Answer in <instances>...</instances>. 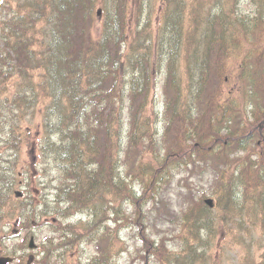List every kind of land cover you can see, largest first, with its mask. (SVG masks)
Returning a JSON list of instances; mask_svg holds the SVG:
<instances>
[{
    "label": "trees",
    "instance_id": "obj_1",
    "mask_svg": "<svg viewBox=\"0 0 264 264\" xmlns=\"http://www.w3.org/2000/svg\"><path fill=\"white\" fill-rule=\"evenodd\" d=\"M236 1L162 0L165 29L172 38L169 48L159 41L153 44L150 36L141 40L129 62L125 57L127 72L119 79L122 62L115 46L122 38L119 33L128 0H0V42L12 54L10 60L0 55L5 62V68L0 65V78L3 84L12 82L16 87L25 81L24 88L19 87L22 91L11 99L14 109L23 103L33 109L40 102H50L44 107V136L39 145L41 155L58 170V186L49 201H44L40 190H33L28 171L25 176L22 173L24 189L19 198L15 196L19 172L9 167L0 172V246L10 221L14 222L12 233H18L48 210L58 218L74 213L96 218L97 205L108 202L105 194L111 191L114 197L109 203L124 194L135 198L132 187L117 173L119 112L127 94L132 101L127 102L129 111L138 108L144 115L158 69L152 73L148 65L153 56L158 58L157 66L162 61L166 65L164 131L156 144L151 143L155 145L151 157L139 158L134 177L149 195L157 196L154 190L159 182L176 167L191 166L201 173L210 170L214 201L209 208L203 194L179 216L185 237L179 251L165 250L169 248L161 243L152 248V254L159 253L166 264H209L203 240L216 236L213 228L236 240L230 228L236 219L240 224L248 218L264 231V126L261 131L258 126L264 120V0H252L256 9L249 17L238 16ZM98 3L105 19L96 30ZM36 71H41L39 82L27 85ZM225 90L232 97H227L229 103L224 102ZM16 124L13 118L0 124L10 133L6 145L12 164L14 150L29 130L16 138ZM139 125L147 129L145 119L135 123L136 132ZM99 129L111 132L107 142ZM256 134L262 138L259 142L254 140ZM57 223L55 227L66 237L62 243L71 247L97 229L95 222ZM237 229L248 234L245 226ZM95 244L93 262L115 264L116 229L106 226ZM39 252L50 256L47 246L41 245ZM0 254L7 253L0 247ZM257 264H264V252Z\"/></svg>",
    "mask_w": 264,
    "mask_h": 264
},
{
    "label": "rangeland",
    "instance_id": "obj_2",
    "mask_svg": "<svg viewBox=\"0 0 264 264\" xmlns=\"http://www.w3.org/2000/svg\"><path fill=\"white\" fill-rule=\"evenodd\" d=\"M128 1L126 19L119 33L122 38L118 39L115 46L116 54L122 62L119 66V79L127 72V68L124 69L125 57H128L127 61L129 62L134 49L141 45V40L150 36L153 44H155V41H159L166 48H169L170 39H172L170 30L167 29L169 31L167 33L165 29V19L162 17V0ZM217 2L220 3V1ZM234 6L240 17L253 16L256 9L252 0H237ZM137 7L139 12L136 11ZM97 9H101L99 3L94 11L96 12ZM2 19L0 17V21ZM103 19H105V16L102 17V15L99 19L97 18L98 22H95L96 30ZM87 35L88 33L83 36L86 43ZM195 41L197 42V40ZM4 44V41L0 42V55H5L10 60L12 54ZM172 48L176 49L177 47L172 46ZM181 48L179 46V49ZM178 51L183 54L182 50ZM131 52L132 54L129 55ZM224 60L226 61L227 58L225 57ZM157 63L158 58L153 56L148 64L151 66L152 73H155L156 68H158V72L156 73V82L152 80L150 85L144 115L141 116L142 113L138 111V108H132L134 111H129L127 102L129 99L132 104V101L127 97V94H124V106L119 112L121 128L118 132L120 143H118L117 158L120 163L117 173L121 179L126 180L127 184L132 187L131 193H134L135 198L130 199L124 194L115 203H109V201H113L114 193L111 191L110 194H105L108 202L97 205L99 214L96 218L86 213H74L70 216L65 215V217L58 218L50 214L52 211L47 209L50 213L41 216L37 223H32L30 227H25L23 231L18 233H12L14 222L10 221V226L5 228L6 234L4 237L2 236L0 247L6 253L17 256L14 264H25L29 256L34 257L32 264H95L93 262V257L97 254L95 241L100 231L105 230L106 226L116 229L119 248L112 259L115 264H166L159 253L152 254V248H157L156 246L161 243L169 248H165V250H180L181 241H185V237L180 231L178 218L184 209H188L191 203L195 199L203 197V194L205 196L202 199L209 198L214 201L211 192V186L214 184V173L210 170L201 173L199 168L191 166L188 168L176 167L169 171L159 182L157 189L154 190L157 196L149 195L148 191L142 188L140 182L134 177L135 170L140 163L139 158L151 157V151L155 147L151 143L160 140L164 131L165 94L167 92L164 82L166 65L165 61H162L158 66ZM0 65L5 68V62L2 61L1 57ZM176 69L177 72L181 71L178 65H176ZM40 75L41 71L34 72L32 81L27 79L26 84L39 82ZM24 85L16 87L15 84L12 85V82L3 84L0 78V124L3 123V119L13 118L17 123V131H13V136L16 138L20 137V132L24 134V130L29 129L26 131L27 138L24 140L23 135L17 149L14 150L16 155L14 157L15 164H12L11 151L7 150L6 145L10 133L7 129H2V125H0V172L6 167L19 172L20 185L15 188V191L21 192L24 189L21 183V180L24 179L22 173L25 176L24 171H28L31 175L33 190H36L37 193L40 190L44 201H49L58 186V170L51 160L41 155L40 149L43 146L39 143L44 136L42 128L44 107L45 104L50 102L48 100L40 102L34 105L33 109H28V105L24 107L23 103L22 107L14 109L10 104L11 99L22 91L19 90V87L24 88ZM224 96L226 97L224 102L229 103L227 97L230 99L232 97L228 94V90L224 91ZM244 102L245 100L240 102L243 108L245 107ZM141 118L146 120L147 129L144 130L145 125H139L140 132H136L135 123ZM261 130L262 127H259V131ZM146 131L148 134H145ZM110 133L107 130L104 132L103 129H99V136L105 142L108 141ZM169 137L166 138L167 141H169ZM261 139L258 134L254 136V140L257 142ZM54 140L56 142L55 137L51 139L52 142ZM162 144L166 145L165 143ZM159 170L163 172L161 168ZM108 204L112 206H108ZM114 211L116 213H113ZM212 215H215V213ZM58 220L63 224H75L79 221L85 223L95 222L96 233L89 237H80L77 244L71 247L69 244L62 243L66 240V237L55 227L58 225ZM238 223L239 220L236 219L235 226L230 228L236 240L228 237L226 232L219 230V228H213L216 231V236L212 235V238L206 236L203 240L209 264H257L259 262L264 252V231L252 225L248 218L241 220L240 224ZM240 225L248 228V234L239 232L237 228ZM16 234L19 235L15 236ZM26 234L27 238L25 240ZM201 234L205 236V231H201ZM30 236H34L33 244L36 246L34 250L28 248ZM203 242L201 241V244ZM41 245L50 249V256H48V252H44V254L39 252Z\"/></svg>",
    "mask_w": 264,
    "mask_h": 264
},
{
    "label": "water",
    "instance_id": "obj_3",
    "mask_svg": "<svg viewBox=\"0 0 264 264\" xmlns=\"http://www.w3.org/2000/svg\"><path fill=\"white\" fill-rule=\"evenodd\" d=\"M97 15H100V10H98ZM264 123V122H263ZM17 196H20V193H17ZM205 203L209 206L212 207V200L211 199H206ZM29 248H34L33 243H32V239L30 240L29 243ZM12 261V259L10 257H5V256H1L0 257V264H8ZM32 261V257L29 258V260L27 261V264H30Z\"/></svg>",
    "mask_w": 264,
    "mask_h": 264
}]
</instances>
